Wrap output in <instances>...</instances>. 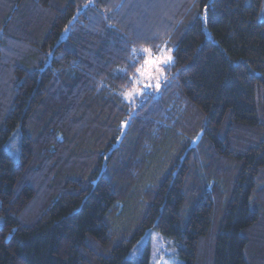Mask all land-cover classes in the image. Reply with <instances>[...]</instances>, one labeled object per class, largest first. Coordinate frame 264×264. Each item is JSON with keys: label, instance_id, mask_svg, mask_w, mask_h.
I'll use <instances>...</instances> for the list:
<instances>
[{"label": "trees", "instance_id": "trees-1", "mask_svg": "<svg viewBox=\"0 0 264 264\" xmlns=\"http://www.w3.org/2000/svg\"><path fill=\"white\" fill-rule=\"evenodd\" d=\"M0 216V264H150L153 230L264 264V0H0Z\"/></svg>", "mask_w": 264, "mask_h": 264}, {"label": "rangeland", "instance_id": "rangeland-1", "mask_svg": "<svg viewBox=\"0 0 264 264\" xmlns=\"http://www.w3.org/2000/svg\"><path fill=\"white\" fill-rule=\"evenodd\" d=\"M147 48L151 49V52L154 56H164L170 55L172 60L168 63H160L159 68L160 71H153L151 78L147 76L144 78H140L136 75V79L139 81L138 83H134L133 87L129 89L126 93H132L130 96L124 97L131 103L135 105H139L146 96L150 95V93H155L160 87L161 80L164 77V69L169 63L173 61V52L172 47L167 44H163L160 48L154 49L150 47H143L142 49ZM163 49V53L161 50ZM159 83V87H156V83ZM148 85H151L150 87ZM142 94H137V93ZM12 155L18 159L19 155V147L12 148ZM4 224V218L0 216V227ZM149 246V257L150 264H184L183 261L177 256L176 246L168 241L161 233L157 231H149L141 241L135 246L132 256L135 258L136 262L140 260L143 253L146 250V247Z\"/></svg>", "mask_w": 264, "mask_h": 264}, {"label": "snow or ice", "instance_id": "snow-or-ice-1", "mask_svg": "<svg viewBox=\"0 0 264 264\" xmlns=\"http://www.w3.org/2000/svg\"><path fill=\"white\" fill-rule=\"evenodd\" d=\"M142 54L144 55V62L143 65L139 68H137V76L140 78L148 77L151 78L153 71H160L159 65L160 63H168L172 60V57L170 55L164 56H154L151 52V49L144 48L141 50ZM163 53V49L161 50ZM135 66V64H133ZM126 74V70H125ZM134 83H138L139 81L136 78H133ZM149 87L151 85H148ZM156 87H159V83L157 82ZM142 94V93H137ZM126 96L132 95V93H126Z\"/></svg>", "mask_w": 264, "mask_h": 264}]
</instances>
